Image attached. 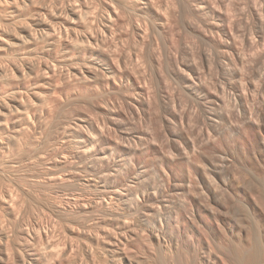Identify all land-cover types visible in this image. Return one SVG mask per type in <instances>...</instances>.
<instances>
[{
    "label": "rangeland",
    "instance_id": "obj_1",
    "mask_svg": "<svg viewBox=\"0 0 264 264\" xmlns=\"http://www.w3.org/2000/svg\"><path fill=\"white\" fill-rule=\"evenodd\" d=\"M208 2L169 4L149 50L129 65L138 79L67 89L64 79L74 81V74L55 72L56 89L45 106L51 120L37 144L47 150L44 162L32 159L27 141L18 156L0 149L6 170L0 192L17 197L9 181L14 166L26 179L23 189L47 208H34L26 228L44 233L62 223L83 224L92 211L126 214L140 225L163 194L173 217L185 215L215 240L218 233L244 249L254 242L259 257L251 264H264V0H230L221 9L226 21L207 15ZM203 54L229 73L204 64ZM220 129L227 138L214 134ZM130 206L138 209L132 216ZM62 235L55 232L56 239ZM72 244V255H80L81 243ZM146 244L144 255L154 256L165 242ZM196 248L204 262L215 256L211 248Z\"/></svg>",
    "mask_w": 264,
    "mask_h": 264
},
{
    "label": "bare ground",
    "instance_id": "obj_2",
    "mask_svg": "<svg viewBox=\"0 0 264 264\" xmlns=\"http://www.w3.org/2000/svg\"><path fill=\"white\" fill-rule=\"evenodd\" d=\"M175 1L0 0V149L18 156L27 141L33 146L32 159L43 163L48 153L37 144L51 120L45 106L55 92L56 73L63 69L74 74V81L64 79L67 89L79 85L91 90L97 83L110 85L107 80L111 78H132L134 69L132 72L129 65L133 67L146 47L149 50L148 40L160 33L169 4ZM209 1L207 15L226 21L221 9L230 0ZM202 59L204 64L213 62L207 54ZM215 65L224 76L229 73L219 62L211 66ZM79 122L89 121L81 117ZM227 133L225 129L214 131L220 138H227ZM206 140L203 136L197 144ZM8 169L14 174L10 184L18 193L16 197L12 191L0 192V264H251L256 255L259 257L254 242L245 244L251 249H244L236 242L228 244L218 233L215 240L185 215L180 220L173 217L163 194L152 200L153 208L140 225H134L126 214L92 211L83 224L62 223L44 233L26 228L25 218L34 208L41 212L47 208L23 189L21 183L26 179L17 175L20 170L14 166ZM5 172L0 164V183ZM45 176L54 181L52 173ZM22 204L28 208L24 210ZM51 210L57 218L61 216L56 208ZM137 211L130 206L128 213L132 216ZM55 232L63 238L56 239ZM149 238L165 242L154 256L144 255ZM74 240L81 243L80 255H72ZM197 246L213 249L215 256L204 262Z\"/></svg>",
    "mask_w": 264,
    "mask_h": 264
}]
</instances>
